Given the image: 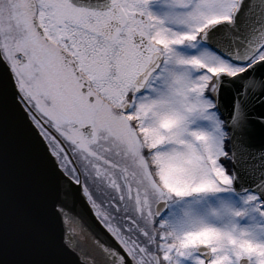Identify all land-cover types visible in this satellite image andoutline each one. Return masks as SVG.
Listing matches in <instances>:
<instances>
[{
  "label": "snow or ice",
  "instance_id": "snow-or-ice-1",
  "mask_svg": "<svg viewBox=\"0 0 264 264\" xmlns=\"http://www.w3.org/2000/svg\"><path fill=\"white\" fill-rule=\"evenodd\" d=\"M0 264H264V0H0Z\"/></svg>",
  "mask_w": 264,
  "mask_h": 264
},
{
  "label": "water",
  "instance_id": "water-1",
  "mask_svg": "<svg viewBox=\"0 0 264 264\" xmlns=\"http://www.w3.org/2000/svg\"><path fill=\"white\" fill-rule=\"evenodd\" d=\"M76 237L77 239L81 240L85 244L90 243L87 237L83 233H80L79 231L76 232Z\"/></svg>",
  "mask_w": 264,
  "mask_h": 264
}]
</instances>
